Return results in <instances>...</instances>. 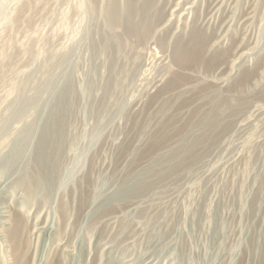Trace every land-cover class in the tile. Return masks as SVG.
Segmentation results:
<instances>
[{
  "label": "rangeland",
  "instance_id": "1",
  "mask_svg": "<svg viewBox=\"0 0 264 264\" xmlns=\"http://www.w3.org/2000/svg\"><path fill=\"white\" fill-rule=\"evenodd\" d=\"M155 1L172 25L118 54L110 0H0V264H264V0ZM195 29L204 56L177 63Z\"/></svg>",
  "mask_w": 264,
  "mask_h": 264
},
{
  "label": "bare ground",
  "instance_id": "2",
  "mask_svg": "<svg viewBox=\"0 0 264 264\" xmlns=\"http://www.w3.org/2000/svg\"><path fill=\"white\" fill-rule=\"evenodd\" d=\"M125 3L121 5L117 0H110V4H108L104 8V16L106 17V20L108 21V25L114 29H121L122 33L118 34L116 33H111V37L109 39H104L101 43L109 50H114L118 54L122 53V51L126 48L128 45L127 40H130L131 38H135L140 41H145L149 36L152 37L153 34H156L158 29H166L168 24L171 23L172 25V18L174 17L175 12L172 11L168 17L165 19V21L160 23L158 21L161 17V12H158L155 9V0H124ZM158 4V3H157ZM158 6V5H157ZM94 9V7H93ZM161 10V8H160ZM164 16V15H163ZM158 23V25H157ZM175 23V22H174ZM170 25V26H171ZM169 29V28H168ZM201 29V28H200ZM169 31V30H168ZM160 32V31H159ZM152 34V35H151ZM223 34V33H222ZM154 36V35H153ZM163 37V36H162ZM102 38V37H101ZM179 38V37H178ZM215 38V37H214ZM152 39V38H151ZM150 39V40H151ZM216 39V38H215ZM219 40V39H218ZM163 41V40H162ZM148 42V41H147ZM175 46V60L177 63L180 64H190L192 62H195L197 60L202 59L201 55L205 54L204 51L207 49L208 45V39L204 34L201 32V30L195 29L191 36L189 37L188 40L185 41L183 38L179 41ZM164 43V41H163ZM157 44V43H156ZM161 44V43H160ZM97 45V46H98ZM98 47V48H99ZM12 48V47H11ZM97 48V49H98ZM104 48V47H103ZM105 48V50H106ZM164 48V47H163ZM216 48V47H215ZM101 49V48H100ZM107 50V51H108ZM108 52V53H109ZM213 52V51H212ZM215 52V51H214ZM204 56V55H203ZM202 56V57H203ZM212 56V55H211ZM215 58V57H213ZM204 59V58H203ZM217 59V58H216ZM215 60V59H214ZM201 61V60H200ZM206 61V60H203ZM114 63V62H113ZM202 63V62H201ZM117 64V62H116ZM188 64V65H189ZM193 64V63H192ZM199 65V63H197ZM204 64V63H203ZM209 62L207 63L208 66ZM206 65V64H205ZM187 66V65H186ZM204 66V65H203ZM115 68V67H114ZM113 68V69H114ZM118 69H120L118 67ZM122 69V68H121ZM143 70V69H142ZM123 71V70H122ZM125 71V70H124ZM119 72V71H118ZM142 73V72H141ZM130 76V75H129ZM249 76V75H248ZM246 75H244V80L239 84L242 85L243 82L247 81V78H249ZM180 77V76H179ZM122 78V77H121ZM122 81V80H121ZM174 81V80H173ZM50 82V81H49ZM136 85V84H135ZM48 86H50L48 84ZM113 86V85H112ZM158 86V85H157ZM156 86V87H157ZM47 87V86H46ZM111 87V86H110ZM241 87V86H240ZM45 86L40 85L38 89L43 90ZM49 87H47L48 89ZM110 90V89H109ZM162 90V89H161ZM165 92V91H164ZM71 93V92H70ZM65 94V93H64ZM61 97L60 103H58L60 106V110L57 112H53L54 114H51V117H49V124L43 128V133L41 135V140L38 144V148L36 151V158L38 159L39 165L41 166V174L38 176L37 174L34 175L36 177V185L35 187H42L45 191H50L52 189V173H53V168L56 166L55 161L52 159V147L53 145H56L57 143H60L58 140L60 139L59 136L62 133V128L64 123V120L60 116V111L63 109L64 105H67V96L64 95ZM62 95V94H61ZM230 95V94H229ZM239 100V99H238ZM69 101V100H68ZM37 103V99H31L30 97H27L26 95H23L21 99L17 103V110L14 111L13 115L15 117H23L26 112L28 111L29 107L31 105H34ZM240 104V103H239ZM37 105V104H36ZM222 105V104H221ZM241 105V104H240ZM227 108V107H226ZM163 109V108H162ZM224 109V108H223ZM236 109V108H235ZM221 112V111H220ZM228 114V113H227ZM12 115V113H11ZM213 115V114H212ZM211 115V116H212ZM216 115V114H214ZM229 115V114H228ZM226 117V116H224ZM229 117V116H228ZM24 118V117H23ZM233 118V117H232ZM14 119V118H13ZM18 119V118H17ZM20 119V118H19ZM25 119V118H24ZM214 120V119H213ZM206 121V120H205ZM217 120H215L216 123ZM219 122V121H218ZM209 123V120H208ZM211 123V122H210ZM221 123V122H220ZM218 124V123H216ZM215 126H218L216 125ZM206 125V124H205ZM214 126V124H211ZM210 125V126H211ZM207 126V125H206ZM209 126V127H210ZM212 126L213 130L214 127ZM202 127V125H201ZM206 128V127H205ZM211 128V127H210ZM211 128V130H212ZM220 129V127H218ZM215 128V129H218ZM247 128V127H246ZM201 129V128H200ZM218 129V130H219ZM222 129V127H221ZM210 131V130H209ZM217 131V130H216ZM213 131V132H216ZM241 131V130H240ZM212 132V131H211ZM219 132V131H218ZM217 132V133H218ZM207 133V132H206ZM237 134V133H236ZM27 135V134H26ZM23 134L21 137V147L24 145V142H27L28 136ZM63 135V134H62ZM201 135V134H200ZM55 136V137H54ZM54 137V138H53ZM186 137V136H185ZM198 137V136H197ZM215 137V136H214ZM204 138V137H203ZM213 138V137H212ZM239 138V137H238ZM54 139H57V141H53ZM199 139V138H198ZM201 139V138H200ZM210 140V139H209ZM198 141V140H197ZM219 141V140H218ZM199 142V141H198ZM201 143V142H200ZM214 143V142H213ZM197 144V142H196ZM208 144V143H207ZM216 144V143H215ZM214 144V145H215ZM198 145V144H197ZM61 147V145H59ZM184 147V146H183ZM63 148V147H62ZM54 149V148H53ZM55 150V149H54ZM195 150V149H194ZM60 152V151H59ZM202 153V152H201ZM187 156V155H186ZM192 156V155H191ZM199 156V155H198ZM201 157V155H200ZM56 158V157H55ZM54 158V159H55ZM191 158V157H190ZM58 160V159H57ZM53 161V162H52ZM194 162V161H193ZM183 167V165H182ZM56 168V167H55ZM181 168V167H180ZM51 172V175H50ZM55 176V175H53ZM33 177V176H32ZM31 177V178H32ZM34 177V178H35ZM27 180V178H26ZM32 182V181H30ZM23 184L27 187V192L29 195H32L36 190L33 185H30L29 181L27 182L23 181ZM21 186V185H20ZM38 190V189H37ZM29 197V196H28ZM64 214V213H63ZM19 217V216H17ZM15 218L14 220H16ZM14 223V222H13ZM12 223V224H13ZM22 223V222H21ZM15 224V223H14ZM24 226V225H23ZM20 227L21 224L17 222L16 225H14V231H12V238L14 239V242L16 243V247L18 248V239L20 237ZM24 228V227H23ZM23 230V229H22ZM23 233V232H22ZM21 239V238H20ZM12 240V239H11ZM20 242V241H19ZM23 242V241H21ZM24 243V242H23ZM15 246V245H14ZM15 247V248H16ZM21 247V246H20ZM17 252V250H16ZM19 256V255H18ZM18 256L16 258H18ZM22 257V256H21ZM23 258V257H22ZM20 260V259H19ZM16 261V260H15ZM16 263V262H15ZM25 263V262H24ZM17 264H21L20 261L17 262ZM59 264V263H58Z\"/></svg>",
  "mask_w": 264,
  "mask_h": 264
}]
</instances>
